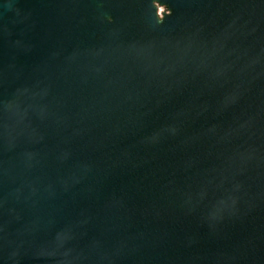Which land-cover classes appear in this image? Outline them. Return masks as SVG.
<instances>
[{"label": "water", "instance_id": "water-1", "mask_svg": "<svg viewBox=\"0 0 264 264\" xmlns=\"http://www.w3.org/2000/svg\"><path fill=\"white\" fill-rule=\"evenodd\" d=\"M0 264H264V0H0Z\"/></svg>", "mask_w": 264, "mask_h": 264}, {"label": "rangeland", "instance_id": "rangeland-1", "mask_svg": "<svg viewBox=\"0 0 264 264\" xmlns=\"http://www.w3.org/2000/svg\"><path fill=\"white\" fill-rule=\"evenodd\" d=\"M158 9H159L160 12L167 11L166 8H164L163 6L162 7H158Z\"/></svg>", "mask_w": 264, "mask_h": 264}, {"label": "built area", "instance_id": "built-area-1", "mask_svg": "<svg viewBox=\"0 0 264 264\" xmlns=\"http://www.w3.org/2000/svg\"><path fill=\"white\" fill-rule=\"evenodd\" d=\"M158 14L160 15L161 14V12L158 10Z\"/></svg>", "mask_w": 264, "mask_h": 264}]
</instances>
